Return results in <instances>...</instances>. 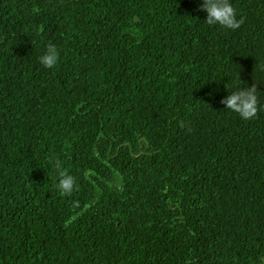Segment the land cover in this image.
I'll list each match as a JSON object with an SVG mask.
<instances>
[{
	"label": "trees",
	"instance_id": "obj_1",
	"mask_svg": "<svg viewBox=\"0 0 264 264\" xmlns=\"http://www.w3.org/2000/svg\"><path fill=\"white\" fill-rule=\"evenodd\" d=\"M199 3L0 0V264H264V0Z\"/></svg>",
	"mask_w": 264,
	"mask_h": 264
},
{
	"label": "clouds",
	"instance_id": "obj_2",
	"mask_svg": "<svg viewBox=\"0 0 264 264\" xmlns=\"http://www.w3.org/2000/svg\"><path fill=\"white\" fill-rule=\"evenodd\" d=\"M198 9L205 13L204 21L208 25L219 24L227 29H235L243 22L242 18H235L234 9L229 0H200ZM57 60L58 52L53 44H46L43 54L37 57L38 63L44 68H52ZM260 67L264 70V65ZM221 102L224 108L237 113L245 120L253 117L257 112V95L253 86L236 88ZM59 177L56 188L63 194H70L74 187V178L64 171L59 172Z\"/></svg>",
	"mask_w": 264,
	"mask_h": 264
}]
</instances>
